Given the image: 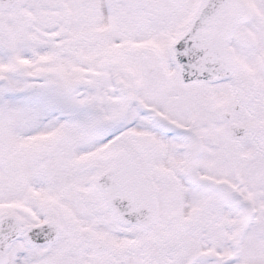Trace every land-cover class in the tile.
Listing matches in <instances>:
<instances>
[{"label":"snow or ice","instance_id":"6c2138e0","mask_svg":"<svg viewBox=\"0 0 264 264\" xmlns=\"http://www.w3.org/2000/svg\"><path fill=\"white\" fill-rule=\"evenodd\" d=\"M0 264H264V0H0Z\"/></svg>","mask_w":264,"mask_h":264}]
</instances>
